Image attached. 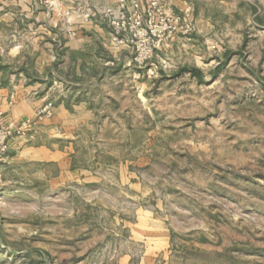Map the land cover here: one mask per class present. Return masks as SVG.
Masks as SVG:
<instances>
[{"label":"rangeland","instance_id":"obj_1","mask_svg":"<svg viewBox=\"0 0 264 264\" xmlns=\"http://www.w3.org/2000/svg\"><path fill=\"white\" fill-rule=\"evenodd\" d=\"M14 1L0 0L3 72L40 62L32 40L14 56L9 17L18 38L44 15L52 68L67 57L82 87L0 160V264H264V0H159L192 30L143 66L100 18L112 0ZM91 22L114 54L63 53Z\"/></svg>","mask_w":264,"mask_h":264},{"label":"crops","instance_id":"obj_2","mask_svg":"<svg viewBox=\"0 0 264 264\" xmlns=\"http://www.w3.org/2000/svg\"><path fill=\"white\" fill-rule=\"evenodd\" d=\"M107 2L109 1L90 0V3L93 5H106ZM6 4L7 8L10 11L16 12L17 10H19V8L17 7V3L14 0H8ZM22 5L24 9L26 8L25 6H27L26 3H22ZM40 18L41 19L39 21L37 20V23H35L38 24L36 26H38L39 28V32L36 35L32 36L31 32L27 30L28 26L23 23V37L19 34L20 37L17 38L15 33H17L18 29L22 28L17 23V19L15 17H9V20H11L9 23L12 27L11 29H13V36H11L10 38V49H12V52H15L14 56L23 58L28 46L26 41L32 40L36 43L35 54L37 56V59H39L40 61L38 62L36 67H28L24 68L23 70H14L7 73L3 72L0 64V109L4 111L7 116L15 120L33 117L37 109L50 99L54 100L55 102L54 118H59V116L68 112L65 104L66 102L68 103V100L72 98L73 94L71 92V89H81L82 87L81 83L79 82H70L69 80H67V75H64L61 72L63 64H67L68 62L67 57H59L58 64L55 65L56 67L53 66L54 68H52L51 64L55 60V58H53L50 45L46 43L45 48L43 46V40L47 41L49 39L47 31L48 28H45V25L47 27L45 16L41 15ZM29 27L30 29H32V26ZM78 28L79 30H77L76 35L66 40L67 42L64 45L63 53H79L82 55H87L92 52V48L96 43H101L107 48L112 47L113 51L111 50L110 52L111 54H114L113 52H115V46L111 43V30L109 27L101 23H92V25H85L84 27ZM2 43L4 42L2 40V37L0 36V48ZM109 56L110 58H112L111 55ZM56 68L58 74L60 75L61 88L59 90V94L56 96V98H54V84L56 82L53 80L54 73H52V71H55ZM31 73H34L35 76H31ZM82 103H84L82 100L76 99V102H74V108H82L80 107ZM28 151L33 156H36L39 151L41 154V150H37L34 148H31Z\"/></svg>","mask_w":264,"mask_h":264},{"label":"built area","instance_id":"obj_3","mask_svg":"<svg viewBox=\"0 0 264 264\" xmlns=\"http://www.w3.org/2000/svg\"><path fill=\"white\" fill-rule=\"evenodd\" d=\"M113 5L99 15L112 27L114 41L120 46H131L133 62L146 64L160 47L177 34H188L192 27L181 14H169L162 10L159 0H112ZM54 102L47 101L37 109L33 117L15 120L0 109V160L9 152L11 142L26 138L36 120L54 115Z\"/></svg>","mask_w":264,"mask_h":264}]
</instances>
